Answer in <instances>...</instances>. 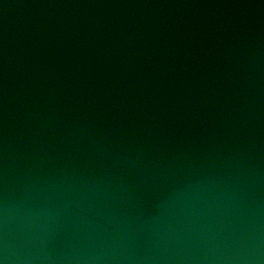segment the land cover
Returning <instances> with one entry per match:
<instances>
[{
	"label": "water",
	"instance_id": "obj_1",
	"mask_svg": "<svg viewBox=\"0 0 264 264\" xmlns=\"http://www.w3.org/2000/svg\"><path fill=\"white\" fill-rule=\"evenodd\" d=\"M0 264H264V0H0Z\"/></svg>",
	"mask_w": 264,
	"mask_h": 264
}]
</instances>
